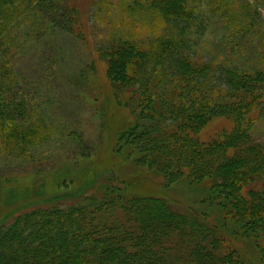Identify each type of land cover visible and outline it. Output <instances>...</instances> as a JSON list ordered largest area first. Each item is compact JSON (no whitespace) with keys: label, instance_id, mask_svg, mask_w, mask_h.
Listing matches in <instances>:
<instances>
[{"label":"trees","instance_id":"obj_1","mask_svg":"<svg viewBox=\"0 0 264 264\" xmlns=\"http://www.w3.org/2000/svg\"><path fill=\"white\" fill-rule=\"evenodd\" d=\"M64 1L0 0V127L9 137L19 131L22 143L39 131L15 128L28 114L25 97L15 94L20 78L10 62L11 34L26 12ZM231 3L235 0H136L126 10L156 11L161 31L139 39L130 30L129 37L119 34L98 51L116 99L130 97L132 119L152 115L154 95L163 108L158 123L121 131L120 138L142 152L139 164L155 169L166 184L210 181L234 228L254 238L264 228V143L254 134L264 115V33L253 54H243L250 56L245 61L198 56L193 46L196 31L208 27L205 8L223 18L222 42L228 38L234 52L261 32L258 9L243 15L231 11ZM120 23L117 27L130 26V20ZM217 117L231 120L233 129L199 140ZM172 202L161 196L122 200L90 194L66 207L28 210L0 228V264H251L204 216ZM262 241L252 240L259 253L253 264H264Z\"/></svg>","mask_w":264,"mask_h":264},{"label":"rangeland","instance_id":"obj_2","mask_svg":"<svg viewBox=\"0 0 264 264\" xmlns=\"http://www.w3.org/2000/svg\"><path fill=\"white\" fill-rule=\"evenodd\" d=\"M135 1L65 0L62 6L37 8L17 20L11 34L14 50L10 62L20 78L15 94L25 97L28 118L14 124L20 131L35 127L39 136L22 143L18 129L16 136L9 137L0 127V228L28 210L66 207L90 194L122 200L161 196L182 210L191 207L204 216L222 231L230 245L241 250L244 259L256 263L259 253L252 240L264 239V228L254 238L239 232L223 210V200L213 183L183 179L166 184L155 169L139 164L143 154L138 147L120 138L127 127L136 124L144 128L158 123L164 115L154 95L152 115L132 119L130 97L119 95L116 99L107 63L98 51L115 36H128L130 30L139 39L161 31L162 21L156 11L136 14L126 10ZM234 4L229 9L243 15L258 9L261 32L245 39V46L234 52L228 38L222 42L227 29L223 18L214 9L205 8L208 27L193 37L198 56L245 61L249 55L244 53L253 54L259 35L264 33V0H235ZM122 19L124 25L130 20V26L117 27ZM241 21L249 19L242 17ZM236 53L239 57L234 56ZM156 82L152 78L150 87ZM233 127L231 120L217 117L197 138L214 140ZM254 128L255 137L264 143V115ZM261 244L264 247V241Z\"/></svg>","mask_w":264,"mask_h":264}]
</instances>
